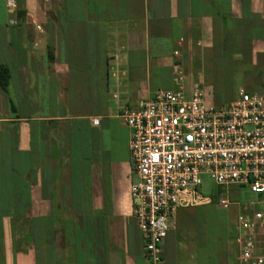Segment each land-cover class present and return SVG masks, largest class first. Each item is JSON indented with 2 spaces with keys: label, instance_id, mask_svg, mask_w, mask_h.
<instances>
[{
  "label": "crops",
  "instance_id": "1",
  "mask_svg": "<svg viewBox=\"0 0 264 264\" xmlns=\"http://www.w3.org/2000/svg\"><path fill=\"white\" fill-rule=\"evenodd\" d=\"M12 6L0 0V66L9 76L0 87V264H148L119 115L157 91L199 89L197 50L210 53L213 91L237 57L248 65V93H264V0ZM204 206L178 211L162 264H239L236 227L198 228L193 215Z\"/></svg>",
  "mask_w": 264,
  "mask_h": 264
},
{
  "label": "built area",
  "instance_id": "2",
  "mask_svg": "<svg viewBox=\"0 0 264 264\" xmlns=\"http://www.w3.org/2000/svg\"><path fill=\"white\" fill-rule=\"evenodd\" d=\"M119 117L130 133L132 215L148 264H162L163 241L180 209L212 204L199 194L202 176L217 187H246L264 200V93L240 90L228 105L215 106L198 88L190 95L181 88L157 91ZM217 201L223 210L239 209L238 263L264 264V239L257 237L264 234V212Z\"/></svg>",
  "mask_w": 264,
  "mask_h": 264
},
{
  "label": "rangeland",
  "instance_id": "3",
  "mask_svg": "<svg viewBox=\"0 0 264 264\" xmlns=\"http://www.w3.org/2000/svg\"><path fill=\"white\" fill-rule=\"evenodd\" d=\"M12 4L9 5L8 0H6V5L10 9L13 7ZM238 59L239 58L235 57L232 63H227L226 68L224 67L223 70L224 74L218 76V84L221 85L222 90L217 93L213 91V88L211 87V84H213L214 81L212 79L213 69L211 68L210 53L201 52L199 50L195 52L194 71L196 77L198 74L202 75V85L199 86V89L201 88L207 104L215 106L228 105L238 97L240 90L246 93L250 92L248 85L251 81L249 78H245L243 73L248 65L245 64L246 66H244L243 63L238 62ZM229 74L231 77L233 76L232 79ZM229 77L231 80H229ZM5 186L9 187V192L6 194L8 201V199H11V185L10 183H7ZM3 190H5L4 187ZM5 193L6 192L2 194L3 199L5 198ZM216 193L219 194L215 201L212 200V204L196 209V212L193 215L198 222V228H202L208 232L210 231L211 234L213 231L221 232L226 227L229 228V230H235V217L239 212V209L236 207H231L228 210L221 209L217 205L219 197L226 198L230 202L240 205L254 204L255 210L264 212L263 198L251 193L248 188L238 186L217 187L208 176H202L199 194L203 197L213 198ZM8 203L10 205L9 201Z\"/></svg>",
  "mask_w": 264,
  "mask_h": 264
},
{
  "label": "trees",
  "instance_id": "4",
  "mask_svg": "<svg viewBox=\"0 0 264 264\" xmlns=\"http://www.w3.org/2000/svg\"><path fill=\"white\" fill-rule=\"evenodd\" d=\"M257 70H260L259 68L256 69V72ZM8 82H9V76H8V71L5 67L3 66H0V87L5 90L7 85H8ZM219 193H216L215 196H213L212 200H216L217 199V195Z\"/></svg>",
  "mask_w": 264,
  "mask_h": 264
},
{
  "label": "water",
  "instance_id": "5",
  "mask_svg": "<svg viewBox=\"0 0 264 264\" xmlns=\"http://www.w3.org/2000/svg\"><path fill=\"white\" fill-rule=\"evenodd\" d=\"M11 3H13V0H10ZM10 2L8 1V4H10Z\"/></svg>",
  "mask_w": 264,
  "mask_h": 264
}]
</instances>
